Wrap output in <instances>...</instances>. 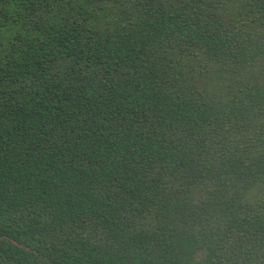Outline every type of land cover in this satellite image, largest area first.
<instances>
[{
	"label": "trees",
	"instance_id": "trees-1",
	"mask_svg": "<svg viewBox=\"0 0 264 264\" xmlns=\"http://www.w3.org/2000/svg\"><path fill=\"white\" fill-rule=\"evenodd\" d=\"M0 264H264V0H0Z\"/></svg>",
	"mask_w": 264,
	"mask_h": 264
}]
</instances>
